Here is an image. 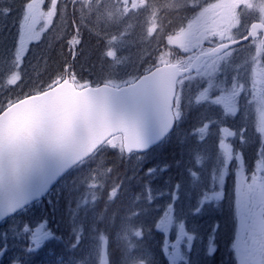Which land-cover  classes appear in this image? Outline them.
Instances as JSON below:
<instances>
[{
	"label": "rangeland",
	"instance_id": "374dc122",
	"mask_svg": "<svg viewBox=\"0 0 264 264\" xmlns=\"http://www.w3.org/2000/svg\"><path fill=\"white\" fill-rule=\"evenodd\" d=\"M17 2L0 0V14L8 13V9L16 6ZM179 2L182 0H166V2L165 0L19 1L18 7L21 8L19 16L5 22L0 20V31L13 34L7 46L8 50L2 57L0 56V64L5 62L2 58H7L8 62L3 71V79L8 80V85L1 95L0 111L13 101L30 95L19 94L23 85H11L18 80L20 73L14 72L13 67L9 65L17 60L18 66L21 67L27 63V66L31 68L34 62L37 63L48 58L51 50L56 51L53 45L57 42L69 47L70 57H76V60H73L74 63L65 68L63 75L55 74L53 80L55 82L41 91L59 84L67 76L77 82L78 87L109 83V81H112L114 85L133 81L138 75L134 76L129 70H121L130 61L129 53L126 50L134 40L136 41L133 36L135 25L139 27L140 24H143L150 33L148 39L154 40L153 38H155L150 53H155L153 63L156 66L161 65L160 57L163 53L169 54L168 62L178 63L179 66L180 64L188 66L199 54L211 50L212 46L244 38L248 33L250 23H264V12L255 6L257 3L264 4V0H199L202 7L197 8L195 13L176 7L175 4ZM209 4L216 5L215 9H210L201 16V11ZM188 7L191 8L192 5L189 4ZM94 8H98L102 15L107 17V23L103 25L100 23L91 24L92 16L86 15ZM163 13H167L171 20L174 17L173 25H166L169 22L164 23L165 27L156 25L161 23L160 20L156 22V19L160 18ZM136 14H141L145 20H140L138 24H135L133 21ZM88 17H91V20H88ZM128 17L130 20L127 19ZM229 25L234 26L229 27L228 34H225L224 29ZM244 27H247V31L244 30ZM84 28H87L90 33L95 35L93 37L97 38L98 50L96 52L98 55L93 50H89L86 56L82 51H75V47L79 44L78 38L82 34L81 30ZM68 33L74 35L73 42L66 39ZM259 33L261 32L257 34ZM140 48V45L136 46V50ZM173 51L175 54H172ZM254 56L256 59L252 60ZM145 57H148V54H143L139 58L140 62H143ZM261 57H264V36L261 34L222 53L202 57L195 71L186 72L179 78L180 93L177 98H180V101L175 107L181 111L184 108V116L188 113L187 108L192 111L198 109V112L205 113L195 129L198 135H207L208 128L212 124L222 125L219 130L221 135L219 147L225 155V158L221 159L225 166L222 169V174L216 178L218 179L217 199L221 198L219 186H222L223 180L235 171V179L238 184L236 191L231 195L236 204L239 229L235 243L230 248V254L231 259L234 262L236 259L237 264H242V260L252 244L256 246L262 240L260 237L264 233V155H262L264 153V132L260 134L257 131L261 122H264V104L260 103L264 99V63L260 62ZM99 61L107 62V65L110 66L102 69ZM118 72L120 73L117 76L111 75ZM33 86L34 84H31L29 88H33ZM8 92H10L11 99L4 98V94ZM14 93L17 96L13 98ZM214 108L217 109L215 113H213ZM233 110L236 115L232 114ZM246 118L253 120L257 128L254 133L253 129L248 130L246 127L245 124L248 122ZM241 127L246 129V132H251L247 136L253 133L251 139L247 140L248 142L242 141L237 131ZM206 130L207 133H205ZM253 139L256 146L249 150L252 145V142L249 141ZM118 143L120 144V138L115 137L109 142V145L115 147ZM244 150L251 154L249 165L243 159ZM199 155H201L199 149L192 152V156ZM60 191L61 188L57 187L50 196H55ZM65 193L62 192V194ZM76 194L68 195L66 193L65 197H68L71 202L70 199ZM88 195L89 193L85 190L81 192L79 196L81 204L76 207L85 205ZM200 195L198 193V196ZM209 197L212 199V196ZM46 204L45 200L33 202L19 212L21 214L17 216L18 218L0 225V247L5 244L4 234L6 233L7 236V247L4 254L0 256V264H3L7 259H9L8 264H13V258L16 257L20 260L19 250L24 247L26 241L31 242L32 232L48 231L45 223ZM175 214L176 212L173 214L169 210L167 215L162 216L154 223V228H158L164 233V237L170 240L166 247L163 246L169 264H172L170 254L175 250L173 246L180 251L176 264H191L192 253L197 252V249L194 242L188 239V230L183 228L184 221L178 220L174 216ZM89 218L90 223L94 222L96 212L91 214L89 212ZM26 228L29 229L27 232H25ZM148 254L139 250L135 251L133 256H143L150 260L151 256ZM55 263L57 264V261Z\"/></svg>",
	"mask_w": 264,
	"mask_h": 264
},
{
	"label": "trees",
	"instance_id": "16d2710c",
	"mask_svg": "<svg viewBox=\"0 0 264 264\" xmlns=\"http://www.w3.org/2000/svg\"><path fill=\"white\" fill-rule=\"evenodd\" d=\"M14 1H18L16 6L8 9V13L0 14L2 22L19 16L21 8L18 7V4L21 0ZM72 14L74 15V13ZM86 16H92V20L91 17L87 19L91 20L93 25L99 23L103 25L108 22L107 17L103 16L98 8L91 9ZM134 18L135 24H138L140 20H145L141 14H136ZM172 19L168 17L167 13H163L160 18L156 19V22L160 20L161 23L156 24L155 20L154 23L157 26H164L165 22H169L166 25H173L175 19L174 17ZM81 31L82 34L78 38L79 44L75 47V51H82L86 56L89 50H93L98 55L96 52L98 50L97 38L93 37L95 35L90 33L87 28ZM69 35L68 33L66 39L73 42L74 35ZM149 35L150 33L143 24H140L139 27L138 25L134 26L133 36L136 41L134 40L133 44L127 48L126 52L129 53L130 61L121 71L129 70L136 76L156 65L153 63L155 53H150L155 38L149 40ZM11 36H13L12 33L0 31L1 57L8 50L7 46ZM137 45L141 46L139 50H136ZM53 47L56 51L51 50L48 58L43 59L44 61L34 62L31 68L27 66V63L21 67L18 66L17 60L9 65L13 67L14 72L20 73L18 80L11 84L13 86L23 85L19 94L38 92L50 86L55 82L53 81L55 74L63 75L65 68L73 64V60H76V57H70V48L61 42L55 43ZM143 54H148V57L140 62L139 58ZM2 60L5 62L0 64V74H2L0 76V104L1 95L8 85V80L3 79V71L5 65L8 64L7 58H2ZM99 65L102 69L110 66L107 65V62L101 61H99ZM119 73L111 75L117 76ZM109 82L112 83V81ZM31 84H34L33 88H29ZM178 93L180 92L178 91ZM15 96L17 95L14 93L13 98ZM5 97L11 99L10 92L4 94ZM179 101L180 98H177L175 104H179ZM187 111V115L184 116V108L182 111L174 109L177 118L174 130L159 145L148 152L127 156L121 150L119 143L115 147H111L108 141L93 156L65 174L52 189L54 192L57 187H60L61 191L55 196H50L51 192L40 200V202L47 201L45 223L48 231L54 232L57 237H63V240L58 241L50 238L31 255L27 254L25 250L29 246L35 247V245L26 241L24 247L19 250L21 254L19 264H56L55 262L61 257L65 263L70 259L77 262L86 259L88 264H101V251L107 256L109 264H121L123 249L128 243L127 240L118 238L117 235L120 232L121 219L127 212L140 209H147V215H141L131 223L139 226L143 222L145 234L143 239L132 237L129 239L134 243L139 242L136 251L140 250L147 254L150 252L148 254L151 256L150 264H169L163 246L166 247L170 240L164 237V233L158 228H154V223L162 216L167 215L169 210L173 214L176 212L174 216L178 220L184 221L183 228L188 230V235L192 237L191 242L195 244L197 252L192 253L191 264H237L236 259L234 262L230 254V248L235 243L239 229L236 204L231 195L236 191L238 184L235 179V171L223 180L222 186H219L221 198L217 199L218 179L216 178H219V174H222V169L225 166L221 161L225 155L219 147L221 136L219 130L222 125L212 124L208 128L207 135H198L195 129L205 113L198 112V109L192 111L190 108H187ZM216 111L217 109L214 108L213 113ZM207 114L209 115L208 112ZM246 119L248 121L245 124L246 127L248 130L253 129L254 133L257 128L253 120ZM249 133L251 132H246V139H242V141L248 142L247 140L251 139L253 133L247 136ZM249 142H252L249 148L251 150L253 146H256V142L254 139ZM196 149L201 151V155L192 156V152ZM243 159L245 163L251 159V154H248L246 150H244ZM163 163L171 164V169L154 172L151 177L150 190L145 189L144 185L147 179L145 174L149 168ZM117 188L119 195L114 197L111 202H107ZM84 190L89 193L86 197L87 203L76 207L81 204L79 196ZM62 192H66L68 195L70 193L77 194L69 202L68 197H65L66 193L62 194ZM213 192L215 194L212 195ZM198 193L201 195L198 196ZM209 196H212V199ZM196 209L199 211L197 212ZM89 212L90 214L96 212V218L92 223L89 222ZM100 213H105L106 217H100L98 215ZM20 214L18 212L6 218L0 225L2 226L9 220H15ZM214 224L219 225L215 232ZM93 228L98 231L93 232ZM74 229H79L83 236L79 246L75 249L72 248V245L77 243ZM213 234L216 250L209 256L207 249L210 236ZM101 237L104 239L102 240ZM260 238L264 240V233ZM8 261L9 259L3 264H8Z\"/></svg>",
	"mask_w": 264,
	"mask_h": 264
},
{
	"label": "water",
	"instance_id": "95a60500",
	"mask_svg": "<svg viewBox=\"0 0 264 264\" xmlns=\"http://www.w3.org/2000/svg\"><path fill=\"white\" fill-rule=\"evenodd\" d=\"M258 32L264 35V23L252 22L245 37L254 38ZM246 40L219 44L183 69L175 63L161 64L118 87L100 84L79 89L65 78L39 94L20 99L0 113V169L6 178L26 177L29 191L40 190L41 179L47 180L44 192L27 206L114 135L121 136L124 154L146 152L174 126L172 108L178 78L195 70L202 57Z\"/></svg>",
	"mask_w": 264,
	"mask_h": 264
},
{
	"label": "snow or ice",
	"instance_id": "6c2138e0",
	"mask_svg": "<svg viewBox=\"0 0 264 264\" xmlns=\"http://www.w3.org/2000/svg\"><path fill=\"white\" fill-rule=\"evenodd\" d=\"M191 4L192 7L189 8L188 5ZM176 7L182 8L184 11L195 13L197 8H201L202 4L199 2V0H182V2L176 3ZM256 7H259L262 12H264V4L257 3L255 5ZM216 5L209 4L207 8H203V11H201V16H203L205 13H207L210 9H215ZM199 19V17H198ZM234 25L226 26L224 29L225 34H228V28L232 27ZM244 30L247 31V27H244ZM244 39H251V37H244ZM183 46V45H182ZM250 47H253V45H250ZM172 54H175L174 51ZM168 53H163L160 57V63L162 65H167L168 63ZM256 57H252V60H255ZM260 62L264 63V57L260 58ZM161 72H163V69H160ZM254 92V91H253ZM255 99V98H254ZM261 104H264V99L260 101ZM233 115H236L235 110L232 111ZM238 133L240 134L241 139H246V129L239 128ZM257 131L261 134L264 132V122H261L260 127L257 129ZM229 135H232V133H229ZM264 155V153H262ZM172 165L169 163H163L160 165H155L151 168H149L148 172L145 174L147 179L145 180L146 183L144 185L145 189L150 190L151 188V177L154 172L156 171H169L171 169ZM144 179V178H142ZM47 184V180L41 179V186L40 190L38 191H29V181L26 177L22 178L20 175H13L10 178H6L4 175V172L2 169H0V218L5 217L9 213H16L17 210L22 209L33 197L39 196L43 191V187ZM171 194V193H170ZM119 195V189L112 194L108 198L107 202H111L114 197H117ZM198 212L199 209H196ZM100 217H106L105 213L98 214ZM141 215H147V209H140L139 211H129L127 214L121 219L120 224V232H118V238H123L128 241V243L125 245L122 253V259L121 264H150V261L141 256V257H135L133 256V253L137 250L139 246V242H133L129 237L132 238H140L143 239L144 236V224L141 222L139 226L132 224L131 221L138 218ZM219 225L214 224L213 230L214 232L218 230ZM29 229L26 228L25 232H27ZM74 234L77 236V243L72 245V248L75 249L79 246V242L83 239V236L81 234V231L79 229H74ZM98 231V229L93 228V232ZM122 234V235H121ZM55 239L58 241H62L63 237H57L55 236L54 232L52 231H34L32 232L31 236V242L35 245V247L29 246L25 251L27 254L31 255L36 252L37 249H39L42 244L48 240V239ZM3 239L5 241V244L3 247H0V256L4 254V251H6V240L7 236L6 233L3 236ZM103 240L104 237H101ZM189 240L192 239V237H188ZM174 247V251L170 254L171 262L172 264H176L177 257L180 256V251L178 248ZM216 250L215 245V237L214 234L210 236L208 249H207V255H211ZM101 257V264H109V261L107 259V256L101 251L100 253ZM13 264H19V258H13ZM57 264H65L63 258H59L57 261ZM68 264H88V261L86 259H82L81 261L77 262L75 260H69ZM242 264H264V240H261L256 246L252 244L251 248L248 250L246 256L242 260Z\"/></svg>",
	"mask_w": 264,
	"mask_h": 264
}]
</instances>
